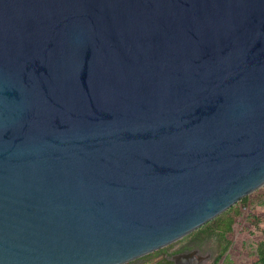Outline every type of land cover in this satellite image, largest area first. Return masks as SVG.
Instances as JSON below:
<instances>
[{"label": "water", "instance_id": "obj_1", "mask_svg": "<svg viewBox=\"0 0 264 264\" xmlns=\"http://www.w3.org/2000/svg\"><path fill=\"white\" fill-rule=\"evenodd\" d=\"M263 185L264 0H0V264H127Z\"/></svg>", "mask_w": 264, "mask_h": 264}, {"label": "rangeland", "instance_id": "obj_2", "mask_svg": "<svg viewBox=\"0 0 264 264\" xmlns=\"http://www.w3.org/2000/svg\"><path fill=\"white\" fill-rule=\"evenodd\" d=\"M234 208L239 211L237 215L233 212ZM226 212L234 219L232 231L225 234L222 241L215 233L218 225L216 217L206 223L208 228L202 229L206 225L204 224L199 228L202 229L201 231L197 229L181 240L162 248L163 252L176 251L175 254H179L178 252L186 245L191 244L193 249H197L192 252L204 258L202 264H215L217 263L215 258L220 255L222 256L218 264H259L258 257L260 251L264 249V185L246 196L245 201L237 202L222 214ZM209 230L213 234L205 236ZM225 247L227 250L224 252ZM160 256L137 259L132 264H159Z\"/></svg>", "mask_w": 264, "mask_h": 264}, {"label": "trees", "instance_id": "obj_3", "mask_svg": "<svg viewBox=\"0 0 264 264\" xmlns=\"http://www.w3.org/2000/svg\"><path fill=\"white\" fill-rule=\"evenodd\" d=\"M240 201L241 202L245 201V197L242 198ZM229 211L230 210H228V212ZM233 212L237 215L239 211H238V209L234 208L233 209ZM233 219H234L233 216H228L227 215V212L224 213V214H221L220 216H217V218L215 219V220L218 221V225H217V227L215 229L216 230L215 233H217L216 236L218 235V237L220 238V241L223 240L225 234H228V233H230L232 231ZM205 228H208L207 227V224L202 229H205ZM202 229H199L198 231H201ZM207 232L208 233L205 234V236H208V235L213 234V232L211 230H209ZM200 233H202V232H200ZM226 250H227V247L224 248V252ZM175 253H176V251H174L173 253H165V252H163V249H160V250H157V251H155L153 253H150L148 255H145V256H143V257H141L139 259L149 258V257L154 256V255H159V256L161 255L160 258H159V261H158L159 264H173V262H171L170 260H168V258H169V256H171L172 254H175ZM164 255L167 258H164L163 257ZM221 256L222 255L217 256L215 258V262L218 263V261L220 260ZM132 262H129L127 264H132ZM258 262H259V264H264V249H262L260 251V255L258 257Z\"/></svg>", "mask_w": 264, "mask_h": 264}, {"label": "flooded vegetation", "instance_id": "obj_4", "mask_svg": "<svg viewBox=\"0 0 264 264\" xmlns=\"http://www.w3.org/2000/svg\"><path fill=\"white\" fill-rule=\"evenodd\" d=\"M192 251H197V249H193L192 246H191V244H190V245H186V247H184V248L182 249V251H180V252H178V253H189V252H192ZM163 257H164V258H167L165 255H164ZM169 257H170V256H169ZM196 258H202V260H201L200 263H199V264H202V261H203L204 258H203L202 256H199L198 254L192 256V264H196V263H194V260H195ZM168 260H169V258H168Z\"/></svg>", "mask_w": 264, "mask_h": 264}, {"label": "built area", "instance_id": "obj_5", "mask_svg": "<svg viewBox=\"0 0 264 264\" xmlns=\"http://www.w3.org/2000/svg\"><path fill=\"white\" fill-rule=\"evenodd\" d=\"M215 264H218V263H215Z\"/></svg>", "mask_w": 264, "mask_h": 264}]
</instances>
